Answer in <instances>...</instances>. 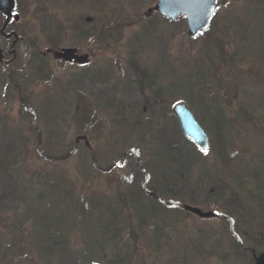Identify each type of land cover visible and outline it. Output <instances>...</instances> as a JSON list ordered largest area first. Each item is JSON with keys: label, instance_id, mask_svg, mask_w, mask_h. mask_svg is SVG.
<instances>
[{"label": "rangeland", "instance_id": "obj_1", "mask_svg": "<svg viewBox=\"0 0 264 264\" xmlns=\"http://www.w3.org/2000/svg\"><path fill=\"white\" fill-rule=\"evenodd\" d=\"M155 1L20 0L22 22L25 23L23 29L20 28V34L24 39L17 45L19 54L10 68L0 67V145L6 146L7 138L9 142L13 140V144H17L9 158L11 164L19 161L20 167L15 165L13 174L17 170L24 177L23 180L26 178V187L33 185L38 173L54 172L53 179L60 183V178L77 183L78 192H81H77L76 196L89 198L90 194L82 192L92 190L98 191V195H107L108 200H113L118 190L125 192L127 181L135 172L133 160L122 159L125 152L136 145H141L146 150L142 142H151L148 137L139 141L137 132L149 134L151 132L146 131L151 125L158 130L164 124L160 119H165L168 129L173 131L175 116L172 107L179 100L186 102L198 117L197 120L208 133L209 141L210 138H215L211 121L214 110L221 111L235 123L230 126L232 133L229 134L233 137L225 156L212 145V149L205 153V161L195 162L196 169L203 173L196 172L198 175L195 173L191 180L195 184L201 176L203 180L199 188L185 186L184 192H179L182 188H177V194H184L182 208L188 204L203 208V211L220 209L217 205L219 202L213 200L206 204V208L188 201L191 196L193 200H197L195 192H198L201 201H206L213 181L216 186L225 182L231 189H240L249 184L253 167L257 164L260 166L264 160V128L242 122L236 112L241 105L236 106L234 99L242 96V107L264 127V4L258 6L253 0H218L223 7L216 13L215 19H212L206 30L207 34L193 41L189 38L187 22L183 17L169 20L155 12L150 18H145L144 12ZM87 18H91V21H86ZM101 23L108 32L103 38L97 39L100 31L97 29ZM215 34L221 40H230L228 51H240L239 55L248 61L246 68L252 74L235 73L226 64L229 59L225 57L229 56L222 55L215 47L212 42ZM203 41L207 43L206 46ZM62 48L77 49L78 55H87L89 62L81 65L75 61L55 59L53 52ZM141 70H146L148 77L143 79ZM104 72L106 77L116 80L112 91L117 97L114 100L110 98L115 104L110 103L108 98L105 100L104 93H98V87L91 82L93 73ZM215 72L225 82L221 91L214 89L209 83V75ZM74 75H77V80ZM200 76L203 78L199 82ZM230 80L236 86L239 85L236 95L227 84ZM88 81L92 91L76 88L77 85L90 86ZM154 82L163 90L165 100L156 109H151L144 104V100H151L152 92L148 87ZM201 86L207 90V94L202 97L206 105L198 101L196 96ZM106 91H109L108 88ZM224 97L232 101L233 107L220 105L219 102H223ZM116 108L124 113V117L115 112ZM157 116L161 118L158 120ZM131 126H136L133 134L126 131ZM37 135L43 143V154L50 160L39 158L36 150ZM159 143L160 141L157 142ZM251 153L256 160H250ZM141 157L146 158V154ZM159 158L165 159V155L160 154L154 159ZM168 159L166 157L162 162L161 171L164 170L169 178L177 179L175 174L178 172L171 169ZM204 170H209V173ZM239 176L246 182L238 186ZM1 179L4 181L6 177L0 176L2 184ZM263 179L264 177L260 180ZM119 180L122 183L118 189ZM249 187L262 196L264 205V181L258 188L253 184ZM227 195L228 193L225 197ZM240 195L247 196L244 192ZM153 197L156 198L155 195ZM209 197L211 198L210 195ZM246 202L250 206L253 224H260L264 209L259 211L249 200ZM177 203V199L167 201L168 206H177ZM30 206L26 202L24 206L17 204L11 205L5 211L1 209L6 214L5 219L12 220L8 223L11 230L22 225L26 232L29 230L30 222L36 220L35 210L29 209ZM32 207H35V203H32ZM132 207L131 202L123 203L124 214L126 215L127 208L132 211ZM16 211L18 217L15 219L13 213ZM75 217L78 218L77 214ZM176 217L177 221L166 228V231L159 222L147 225L150 236L148 241H144L153 245V253L156 252L153 242L156 241V237H153L155 229H162L163 234L159 241L166 245L169 255L183 253L188 235L190 238L195 237V241L199 240L204 247H210L214 243L212 250L215 254L222 252V240L228 243L227 240L233 238L228 232L223 235L218 219L207 222L191 215L178 214ZM244 224V229H247V225L251 226L248 222ZM234 227L238 231L236 223ZM212 228L222 235L217 234L218 241L212 242L210 236H207V230L211 231ZM5 232L7 230H0V257L5 256L4 263L20 264L24 261L26 264H36V257L33 254L31 256V252L26 249L28 247L11 246L8 248V258L4 246L11 241V235ZM78 235L76 231H71V247H76ZM125 235L130 239L135 233L126 228ZM23 236L28 238L26 234ZM100 258L105 264H115L106 249ZM168 260H164L166 264H169ZM213 264H218V261ZM228 264L239 263L231 259Z\"/></svg>", "mask_w": 264, "mask_h": 264}, {"label": "trees", "instance_id": "obj_2", "mask_svg": "<svg viewBox=\"0 0 264 264\" xmlns=\"http://www.w3.org/2000/svg\"><path fill=\"white\" fill-rule=\"evenodd\" d=\"M253 1L258 6L264 4V0ZM222 7L223 4L221 8ZM217 14H215L213 20ZM97 25L98 24H96V26ZM97 30H100L99 35L96 37L97 39L103 38L108 32L103 23L100 24ZM205 34H207V31L197 37L189 36V38L194 41L205 36ZM212 40L215 47L222 55L229 56L225 57L229 59L226 64H228L235 73L252 74V72L246 68L248 61L239 55L240 51L232 52L231 49L228 51L227 46H229L230 40H221L217 34L212 36ZM203 43L206 46L207 43L205 41H203ZM205 46H203V48ZM141 73L143 79L149 75L146 70H141ZM216 73L217 72L209 75V83L214 89L221 91L225 87V82L222 80V77H218L217 75L219 74L216 75ZM74 77L76 78L75 80H77V75H74ZM202 78L203 76H200L199 82ZM84 81H87V76ZM232 81L233 80H230L227 84L231 86L230 88L235 91L234 95H236L239 90V85L236 86ZM91 82L98 87V93H104L105 100L107 98L109 100L113 98L114 100L117 97L112 91L114 90L116 80L106 77L105 72L101 74L93 73ZM192 84H194V82H192ZM89 85L90 86L77 85L76 88L92 91L90 82ZM106 88H108V92ZM148 88L150 92H152L151 100L149 98L148 100H144V104L151 109H156L157 106L161 104L162 100H165V96L162 94L163 90L159 85L157 87L156 82L150 84ZM169 89L170 87L167 92H169ZM141 91L143 93V90ZM206 92L207 90H204L201 86V90H199L196 95L199 98L198 101H202L205 105L206 103L202 100V97L207 94ZM98 96L100 95L98 94ZM120 99L123 100L122 98ZM242 99V96L239 98L235 97L234 99L236 101V106L241 105L236 111L239 113V119L255 127L264 128L258 123L259 120L253 119V117L249 116L245 111L244 107H242ZM113 100H110V103H112ZM176 101L177 99L175 102ZM219 103L225 107H233L232 101L228 100L227 97H224L223 102L220 101ZM115 112L124 117V113L119 108H116ZM136 113L138 112L136 111ZM159 118L161 117L157 116L158 120ZM133 120L136 122L134 117ZM160 121H164V124L158 127V130H156V128L154 129V125H151L148 126L149 128H147L146 131L151 133L140 134L137 132L136 137L139 141H141L143 137H148L151 141L142 142L146 150L143 149L141 145H136L134 148L131 147L129 151L125 152L126 154L122 157V159L131 158L133 160L135 163V172L133 177L127 181L125 192L118 190L113 200H108L107 195H98V191L94 192L92 190L90 192H82L90 194L89 198L82 197L81 195L76 196L75 194L78 192L77 183L73 180L64 178H60L62 182L60 183L59 180L53 179L55 175L54 172H45V174L38 173L34 178L33 185L30 188L26 187L24 184L26 178L23 180L22 178L24 177H21V175L17 173V170H15L13 174V170L15 169L13 167L15 165L20 167V165L18 160L15 161L14 164H11L12 161L9 156L11 155L10 152L16 150L17 144H13V140L9 142L7 138L8 144H6V146L0 145V176L6 177L4 181L1 179V181H3L2 184L0 182L2 187L0 192V223L5 222L0 225V230L5 229L7 230V233H5L11 235V241L4 246L8 258H10L8 248L17 245L21 248L28 247L26 249L31 252V256L33 254L36 257V264H105L100 258V255L105 249L114 260L113 262L115 264H128L129 262L132 263V260L134 261L132 264H166L165 261L167 258L169 259V264H213L216 261H218V264H228L231 259L239 264L244 262V264H264V216L260 224H253L250 206L246 202V200H249L259 211L264 209L262 196L249 187L250 184H253L254 187L258 188L264 181V179L260 180L264 177V171H262V169H264V160H262L263 162L260 163V166L256 163L258 166L255 165L253 167L254 169L250 173L251 180L248 185L240 189H231L225 185V182H222L221 185H218L221 187L219 188L213 181V185L209 186L211 190L206 196V201H201L198 192H195L197 200H193L192 196L188 200L194 204H200L202 207L207 206L206 204L212 200L216 203H220L217 204L220 206V209L214 210L217 212V217L203 220L209 222L210 220L218 219V224L222 227L223 235L228 232L229 235L233 236V238L227 240L228 243L222 240L225 246L223 245L221 253H213L212 247L214 243L211 244L210 247H204L199 240L195 241V237L190 238L188 235L185 239L183 253L169 255L170 251L167 252L165 249L167 248L166 245H163L162 242L160 243L159 241L160 236L163 234L162 229H155L154 231L153 237H156V241H153L156 248L155 253L152 251L151 246L153 245L145 242L148 241L147 239H149L150 236L149 228L147 227L148 224L159 222L163 225L164 231H166V228L168 229V227L177 221L176 215L196 216L182 208L181 205L184 204V194H177V188H182L179 192H184L183 187L185 186L191 189H196L195 187L199 188V184H201L203 178L200 176V180L195 184L192 183L194 180L192 181L191 179L196 172L199 174L203 173L196 169L195 162L199 160L205 161L204 157L206 156L205 153H202L195 144L182 133L179 121L176 117L174 118V126L172 127V129H174L173 131L168 129L165 119H160ZM211 121L214 127L215 138L213 140L210 138L211 146L209 145V150L212 149L213 145L214 149L217 148V150L225 156L229 148L228 144L230 139L233 137V135L229 133H232L230 126L234 121L225 114H222L221 111L215 110ZM138 124L139 122L137 125ZM233 125H235V123ZM136 126H131L129 130H126L127 133L129 131L130 134L136 132ZM37 138L36 150L39 154V158L43 157L41 159L45 161L50 160L43 154L44 149L42 148L43 143L40 136L37 135ZM158 141H160L159 144H157ZM144 153L146 154V158L141 157ZM160 154H164L165 159L161 160L159 158L155 160L154 158H156V156L159 157ZM166 157L169 158L168 162L171 169H175L178 172L175 174L177 179L174 177L173 179L169 178L164 170L161 171V169H163L162 162L166 160ZM252 158L256 160V157L251 153L250 160ZM205 172L209 173V170ZM197 173L196 175H198ZM207 177L209 178V176ZM22 181L23 183H21ZM245 182L246 181L239 176L238 184H236L239 186V184L243 185ZM121 183L120 180L119 182L117 181L118 189ZM224 192L228 193L227 197H225L226 193ZM243 192L246 193L247 196L240 195L243 194ZM151 193H154L153 195H155L156 198H154ZM172 199L179 200V203H177L178 207L167 205V201L172 202ZM26 202L31 205L29 209L35 210V222H30L27 232L25 231L24 225L18 227V229L14 228L11 230L8 227V223L12 222V220L11 218L10 220L5 219L6 214L3 213V211L8 209L11 205L16 206L19 204L20 206H24ZM127 202H131L133 205L132 211L127 208L126 215L128 217L123 212L124 207L122 208L123 203ZM32 203H35V207H32ZM5 206L6 209L4 210ZM134 206H136V209ZM1 209L3 211H1ZM75 214H77L78 218L75 217ZM16 217H18L17 211L13 213V218L16 219ZM26 218L28 219V217ZM246 222L251 226L247 225V229H244L243 225H245L244 223ZM234 223L238 225V231L236 227H234ZM126 228L128 231H131V233H135L133 238H126ZM72 230L79 234L76 247H71L70 245ZM207 231V236H210L212 242L218 241L217 234H220L217 229L212 228L211 231H209V229ZM122 232L124 233L122 234ZM23 234H26L28 238H25ZM4 258L3 256L0 257V264H5L4 261L6 260L3 261ZM22 262L24 261H21L20 264H26Z\"/></svg>", "mask_w": 264, "mask_h": 264}, {"label": "water", "instance_id": "obj_3", "mask_svg": "<svg viewBox=\"0 0 264 264\" xmlns=\"http://www.w3.org/2000/svg\"><path fill=\"white\" fill-rule=\"evenodd\" d=\"M4 0H0L2 2ZM8 2L10 0H7ZM219 8L217 0H156L145 12L144 16L149 18L155 12L166 16L169 20H176L180 16H184L187 22V33L189 36H197L204 31L212 17ZM91 21V18H87ZM55 59L65 62L75 61L80 64L88 62L87 55H78L75 48H62L54 51ZM173 113L177 117L183 134L189 138L201 151L209 147V136L206 130L199 123L191 108L185 102L176 103ZM206 151V152H207ZM205 152V151H202ZM184 209L200 218L215 217V211H203L191 205H184Z\"/></svg>", "mask_w": 264, "mask_h": 264}, {"label": "flooded vegetation", "instance_id": "obj_4", "mask_svg": "<svg viewBox=\"0 0 264 264\" xmlns=\"http://www.w3.org/2000/svg\"><path fill=\"white\" fill-rule=\"evenodd\" d=\"M20 10V0L0 2V67L5 69L10 68L15 61L19 54L17 45L24 39L20 34V28L25 26Z\"/></svg>", "mask_w": 264, "mask_h": 264}, {"label": "snow or ice", "instance_id": "obj_5", "mask_svg": "<svg viewBox=\"0 0 264 264\" xmlns=\"http://www.w3.org/2000/svg\"><path fill=\"white\" fill-rule=\"evenodd\" d=\"M202 151H205L206 152L207 150L206 149H202Z\"/></svg>", "mask_w": 264, "mask_h": 264}]
</instances>
